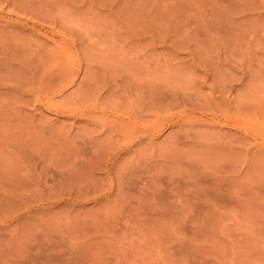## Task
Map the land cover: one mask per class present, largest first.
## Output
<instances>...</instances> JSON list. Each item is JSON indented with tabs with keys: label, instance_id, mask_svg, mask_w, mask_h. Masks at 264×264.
I'll use <instances>...</instances> for the list:
<instances>
[{
	"label": "rangeland",
	"instance_id": "374dc122",
	"mask_svg": "<svg viewBox=\"0 0 264 264\" xmlns=\"http://www.w3.org/2000/svg\"><path fill=\"white\" fill-rule=\"evenodd\" d=\"M0 264H264V0H0Z\"/></svg>",
	"mask_w": 264,
	"mask_h": 264
}]
</instances>
